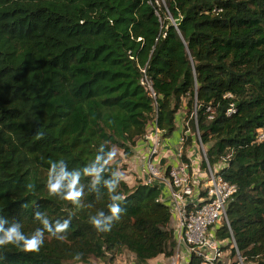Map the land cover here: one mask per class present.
Instances as JSON below:
<instances>
[{
	"label": "trees",
	"instance_id": "obj_1",
	"mask_svg": "<svg viewBox=\"0 0 264 264\" xmlns=\"http://www.w3.org/2000/svg\"><path fill=\"white\" fill-rule=\"evenodd\" d=\"M178 114L184 162L201 142L236 187L228 223L212 230L224 259L238 251L244 264H264V0H0V215L26 234L41 227L37 210L71 221L64 240L45 232L37 252L0 248V264L174 257L177 221L147 165L143 181H121L123 211L107 233L89 223L108 212L102 185L90 193L81 174L77 206L50 195L46 182L50 161L82 168L106 141L116 153L107 167L125 173L139 140L157 134L165 146ZM173 157L166 168L159 152L161 173Z\"/></svg>",
	"mask_w": 264,
	"mask_h": 264
},
{
	"label": "built area",
	"instance_id": "obj_2",
	"mask_svg": "<svg viewBox=\"0 0 264 264\" xmlns=\"http://www.w3.org/2000/svg\"><path fill=\"white\" fill-rule=\"evenodd\" d=\"M263 138L264 134L261 135ZM152 141L154 147L150 152L147 171L156 179L162 174L156 162L160 152L157 134ZM185 142L186 138L182 137L177 149V164L170 168L167 176V200L171 202L170 207L177 221L178 250L185 247L189 258L196 257L199 264H244L238 251L236 261L225 260L220 243L212 236L213 229L223 222L228 223V202L236 192V187L218 174L219 167L213 169L210 166L201 142H198L202 148L201 160L206 162L207 169L201 173L204 171L200 168V160L199 170L195 173L191 164L183 160ZM179 255L180 251L173 258L172 264H179Z\"/></svg>",
	"mask_w": 264,
	"mask_h": 264
},
{
	"label": "clouds",
	"instance_id": "obj_3",
	"mask_svg": "<svg viewBox=\"0 0 264 264\" xmlns=\"http://www.w3.org/2000/svg\"><path fill=\"white\" fill-rule=\"evenodd\" d=\"M107 143V141L101 143L96 150L94 158L82 168L69 171L65 159L60 158L50 161L46 182V187L50 195H54L62 200H69L77 206L81 203L80 198L85 195L84 185L81 183V174L91 177L89 182L90 193H96L98 187L102 185L107 190L110 201L107 204L108 212L106 213L103 209L97 210L95 214L89 216V223L97 232L103 233L111 231L114 222L120 220V214L123 211L120 205L123 197L121 193L117 192V189L124 178V174L118 168L109 170L107 167L116 156L114 149L109 148L105 151V145ZM109 171L110 174L105 178L103 174ZM27 187L31 189L33 186L29 184ZM96 198L100 199L101 196L97 195ZM33 215L41 227H37L31 234H26L22 230V225L19 221H10L5 216L0 215V248L6 245H12L24 251L37 252L44 244L45 232L60 240L66 238L60 234L68 229L69 223L71 222L70 218L62 221L57 220L52 223L41 211L37 210ZM81 255L79 252L76 253L74 260L80 262Z\"/></svg>",
	"mask_w": 264,
	"mask_h": 264
},
{
	"label": "crops",
	"instance_id": "obj_4",
	"mask_svg": "<svg viewBox=\"0 0 264 264\" xmlns=\"http://www.w3.org/2000/svg\"><path fill=\"white\" fill-rule=\"evenodd\" d=\"M181 124H182V120H181ZM183 127V125H182ZM182 137V136H181ZM151 138L150 140L146 137L144 139L139 140L137 146L134 149L135 155L132 161H129L128 167L125 170L124 174V179L126 181H128L130 184H134L135 183V179H141L142 181L144 180V169L145 166L148 164L149 160H150V153L149 151L153 149V142H152ZM181 140V139H180ZM180 140L178 141V145L180 144ZM174 143H177L176 138H174L173 140ZM163 145H165L164 147H162L160 149V156L161 158H165V166L166 168L171 165L174 162V155L177 156L178 151L171 147L169 148L168 144L166 142L163 143ZM195 150L190 151L187 148L186 151V156L187 158L190 160L191 162V168L193 169V171L195 173H197V171L199 170V167L196 168L197 162H196V158H195ZM189 162V163H190ZM164 165V164H163ZM164 172V173H163ZM167 173H166V169H163L161 177L158 178V180L161 181V183L164 184V188H165V193L164 194L165 198L163 199L165 201V199L167 198ZM180 251V262H185V264H188L190 258L189 255L185 249V247H181L180 250H178L177 248V252L175 255L178 254V252ZM175 257V256H174ZM166 258L164 256H159L153 260H150L148 262V264H172L173 263V258Z\"/></svg>",
	"mask_w": 264,
	"mask_h": 264
},
{
	"label": "rangeland",
	"instance_id": "obj_5",
	"mask_svg": "<svg viewBox=\"0 0 264 264\" xmlns=\"http://www.w3.org/2000/svg\"><path fill=\"white\" fill-rule=\"evenodd\" d=\"M182 119H183V116L181 114H178L177 118H176V129L174 130V132L166 140V143L168 144V146L170 145L172 147H177L178 146V141L181 139V136L184 135V129L182 127L183 124L180 123V121ZM174 138H176L177 143H174L173 141H171ZM192 148L195 149L194 155H195L197 164H199V162L201 160V148H200V145H198L195 142ZM188 149L190 150L191 148L188 147ZM196 168H198V165H196ZM201 173H205V172H201ZM165 200H166L167 205L171 204L169 199L167 200V198H166ZM173 225L175 226L174 222H173ZM124 253L125 254H123V256L119 258L117 264H133L132 263L133 259H132V257L129 256V253H127V252H124ZM124 262H126V263H124ZM92 264H103V263H100L97 260H93ZM180 264H185V262H181Z\"/></svg>",
	"mask_w": 264,
	"mask_h": 264
}]
</instances>
